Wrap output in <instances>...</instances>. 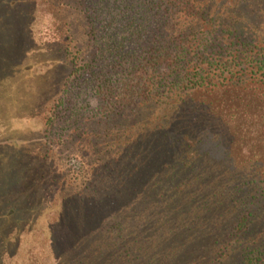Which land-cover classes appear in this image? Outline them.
Instances as JSON below:
<instances>
[{
	"label": "trees",
	"instance_id": "trees-1",
	"mask_svg": "<svg viewBox=\"0 0 264 264\" xmlns=\"http://www.w3.org/2000/svg\"><path fill=\"white\" fill-rule=\"evenodd\" d=\"M38 1L44 41L0 0V264L40 224L42 264H264V165L215 109L264 97V0Z\"/></svg>",
	"mask_w": 264,
	"mask_h": 264
},
{
	"label": "rangeland",
	"instance_id": "rangeland-1",
	"mask_svg": "<svg viewBox=\"0 0 264 264\" xmlns=\"http://www.w3.org/2000/svg\"><path fill=\"white\" fill-rule=\"evenodd\" d=\"M51 14L50 8L37 0L31 27L37 41H44L55 36L56 23ZM116 27L119 34L120 22H117ZM220 99L222 103L215 109L226 122H229V131L233 135L234 142L233 156L237 161L256 158L264 165V97L246 92H233L221 95ZM79 108L85 113L98 115L101 110V101L91 93L80 96L73 110ZM36 122L37 120L33 119L30 123L35 125ZM43 229L46 230L45 225H38V232L33 234V237L29 235L25 239L18 259L12 258L8 264L44 263L43 258L45 256L49 258V254L45 246L46 239Z\"/></svg>",
	"mask_w": 264,
	"mask_h": 264
}]
</instances>
